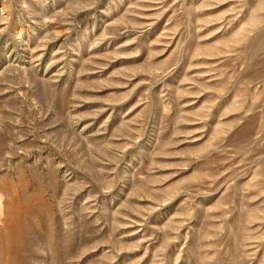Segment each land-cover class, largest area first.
<instances>
[{
  "label": "rangeland",
  "instance_id": "rangeland-1",
  "mask_svg": "<svg viewBox=\"0 0 264 264\" xmlns=\"http://www.w3.org/2000/svg\"><path fill=\"white\" fill-rule=\"evenodd\" d=\"M0 264H264V0H0Z\"/></svg>",
  "mask_w": 264,
  "mask_h": 264
}]
</instances>
